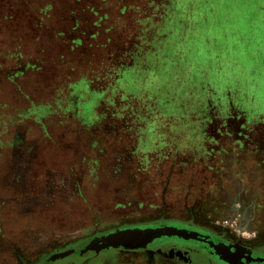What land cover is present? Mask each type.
<instances>
[{
  "label": "rangeland",
  "instance_id": "1",
  "mask_svg": "<svg viewBox=\"0 0 264 264\" xmlns=\"http://www.w3.org/2000/svg\"><path fill=\"white\" fill-rule=\"evenodd\" d=\"M221 2L0 0V264L219 203L264 247V10Z\"/></svg>",
  "mask_w": 264,
  "mask_h": 264
},
{
  "label": "crops",
  "instance_id": "2",
  "mask_svg": "<svg viewBox=\"0 0 264 264\" xmlns=\"http://www.w3.org/2000/svg\"><path fill=\"white\" fill-rule=\"evenodd\" d=\"M51 13V12H48ZM48 16H45L46 20ZM48 29H50L49 23L46 22ZM69 63V61H67ZM66 63V64H67ZM31 67H33L31 65ZM38 67H33L37 71ZM86 85H83V89L88 97L90 94L94 93V89L91 85V79H89L86 74L84 75ZM67 79V77H66ZM72 81L69 83V88L71 91H77V81L75 80L74 75H71ZM68 80V79H67ZM66 80V81H67ZM11 84L17 86L14 82L16 78L11 75L9 79H7ZM80 87H78L79 89ZM26 91V90H25ZM27 97L31 100L36 101L38 99V93H31L33 95H28L27 91L25 93ZM24 95V94H20ZM87 97V98H88ZM100 98L104 97L99 96ZM1 105L3 106L4 110L7 109V113L11 115L10 110L8 107H11V101L4 100ZM9 116V115H8ZM33 125H30L27 130L31 129ZM196 168V167H195ZM198 169V168H196ZM227 207L225 203H219L211 205L210 208L206 209L207 211V218H203V222H191L197 225H201L207 227L219 234L225 235L232 241L241 242L259 249H263L264 247L259 246L262 244V239L259 240V245L256 243V238H254V234L251 232V229H256V222H236L239 229H235V222H220L218 217H221L219 211H226ZM252 233V235H251ZM48 256L46 251H34L29 255H25V259L35 260L36 262H41L44 258ZM25 264H32L30 262ZM54 264H211L206 256L199 252L195 251H182V250H174L170 248H158V249H140V250H126V249H114L107 252H102L98 254H66L64 256L58 257L57 261Z\"/></svg>",
  "mask_w": 264,
  "mask_h": 264
},
{
  "label": "water",
  "instance_id": "3",
  "mask_svg": "<svg viewBox=\"0 0 264 264\" xmlns=\"http://www.w3.org/2000/svg\"><path fill=\"white\" fill-rule=\"evenodd\" d=\"M168 243L197 248L216 264H264L263 253L181 222L118 228L94 237L79 250L101 252L117 248L150 249Z\"/></svg>",
  "mask_w": 264,
  "mask_h": 264
},
{
  "label": "flooded vegetation",
  "instance_id": "4",
  "mask_svg": "<svg viewBox=\"0 0 264 264\" xmlns=\"http://www.w3.org/2000/svg\"><path fill=\"white\" fill-rule=\"evenodd\" d=\"M162 222H181V223L189 224V225H192V226H195V227L201 228V229H203V230H206L207 232H210V233L215 234V235H217V236H220L221 238L227 240L228 242H231V243H240V244H242V245H244V246H247V247H250V248L256 250L257 252L259 251V252H261V253L264 254V250H263V249H259V248H256V247H253V246H250V245H247V244L241 243V242H235V241H232V240H230L229 238H227L225 235H223V234H219V233H217V232H215V231H213V230H211V229H209V228H207V227H204V226H201V225H197V224H195V223H191V222H193V221H190V220L172 219V220H166V221L164 220V221H160V222H156V223H162ZM156 223H155V222H154V223H150V222H149V223H145V224H136V225H147V224H156ZM132 226H134V225H132ZM126 227H127V226H126ZM111 231H112V230H111ZM105 233H106V232H105ZM102 234H103V233H102ZM100 235H101V234H100ZM84 246H85V245H84ZM84 246H80V247H72V248H70V249H68V250L58 251V252H52V253L48 254V256H47L46 258H44L41 262H40V261H39V263L37 262V264H54V263L57 261V258H58V257L64 256V255H66V254H70V253H72V254H81V255H85V254H90V255H92V254H98V253H102V252H107V251L114 250V249H111V250H105V251H101V252H97V253H95V252L92 251V250L80 251L79 249H80V248H83ZM158 248H162V249H164V248H170V249H174V250H182V251L184 250V251H189V252H191V251L199 252V253H201V254H203L204 256L207 257V259L209 260V263H211V264H216L215 262H213V261L209 258V256H208L207 254L203 253L201 250H199V249H197V248H194V247H188V246H177V245H173V244H171V243H168V244L160 245V246H157V247H155V248H150V249H158ZM117 249H122V248H117ZM126 250H128V249H126ZM135 250H140V249H135ZM62 253H66V254H64V255H60V254H62Z\"/></svg>",
  "mask_w": 264,
  "mask_h": 264
},
{
  "label": "trees",
  "instance_id": "5",
  "mask_svg": "<svg viewBox=\"0 0 264 264\" xmlns=\"http://www.w3.org/2000/svg\"><path fill=\"white\" fill-rule=\"evenodd\" d=\"M222 3L226 4V7H228V8H226L227 11L234 12L235 15L242 14V13H246L247 14L249 9H250V11H254V13H258V12L264 10V0H222L221 4ZM259 3H261V4L259 5ZM226 9H225V11H226ZM260 37H262V34L253 36L255 43H258V40H259ZM249 47L250 46H249V43L247 41L246 42V46L243 48V53L244 54H248L249 53ZM258 47H261V48H258ZM258 47H257V49L260 52V50L263 47L259 46V45H258ZM257 49H256V51L258 52ZM249 59H248V56H246L245 59L240 61V63H239L240 65L239 66H245L247 63L250 64V62H252L254 64H258L260 56H258V58L255 57L252 60H251V56H250ZM243 73L245 75H247V73L245 71ZM95 253H97V252H95Z\"/></svg>",
  "mask_w": 264,
  "mask_h": 264
}]
</instances>
